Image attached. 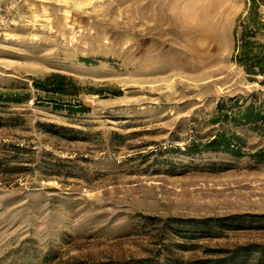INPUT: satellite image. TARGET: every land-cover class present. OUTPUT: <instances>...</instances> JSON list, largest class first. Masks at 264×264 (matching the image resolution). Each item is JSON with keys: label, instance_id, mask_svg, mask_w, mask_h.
<instances>
[{"label": "rangeland", "instance_id": "1", "mask_svg": "<svg viewBox=\"0 0 264 264\" xmlns=\"http://www.w3.org/2000/svg\"><path fill=\"white\" fill-rule=\"evenodd\" d=\"M247 1L0 0V92L20 100L0 101V264L264 247V129L210 122L222 99L264 100L231 59ZM51 73L86 111L35 100ZM218 132L238 155L185 153Z\"/></svg>", "mask_w": 264, "mask_h": 264}, {"label": "trees", "instance_id": "2", "mask_svg": "<svg viewBox=\"0 0 264 264\" xmlns=\"http://www.w3.org/2000/svg\"><path fill=\"white\" fill-rule=\"evenodd\" d=\"M234 44L231 59L239 67L249 81H257L264 84V0H248L245 10L239 15L233 28ZM258 77V78H257ZM35 90V100L47 102L55 108L65 107L69 113L84 112L86 107L76 100L78 88L75 82L62 74L51 73L41 78L32 80ZM63 82H65V85ZM0 101H20L19 98H10L6 92ZM251 93V98L255 97ZM28 95H26V98ZM69 97V98H63ZM210 122H232L233 124H251L255 127L264 129V100L257 103L254 100L245 103L240 100V96L228 97L217 103L216 112L210 118ZM200 146V147H199ZM201 150L222 151L233 155L239 154L236 141L223 132H218L204 143H193L185 148V153L192 154ZM256 161L264 162V146L250 154ZM250 218L257 216L248 215ZM206 222V221H205ZM252 247V248H251ZM236 246L232 249L220 248L212 250L218 253L216 256L196 260L191 264H250L253 254L257 255L255 264H260L261 257L264 256L262 246ZM175 260L155 262L147 258L111 261L106 264H177ZM253 263V262H252Z\"/></svg>", "mask_w": 264, "mask_h": 264}, {"label": "bare ground", "instance_id": "3", "mask_svg": "<svg viewBox=\"0 0 264 264\" xmlns=\"http://www.w3.org/2000/svg\"><path fill=\"white\" fill-rule=\"evenodd\" d=\"M214 75V74H213ZM209 76V75H208ZM211 86V85H210Z\"/></svg>", "mask_w": 264, "mask_h": 264}]
</instances>
